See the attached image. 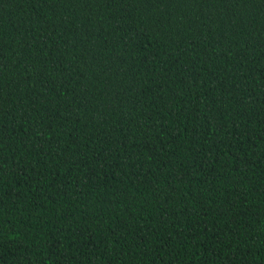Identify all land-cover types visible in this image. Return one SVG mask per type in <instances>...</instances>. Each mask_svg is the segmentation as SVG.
Returning <instances> with one entry per match:
<instances>
[{
  "label": "trees",
  "instance_id": "16d2710c",
  "mask_svg": "<svg viewBox=\"0 0 264 264\" xmlns=\"http://www.w3.org/2000/svg\"><path fill=\"white\" fill-rule=\"evenodd\" d=\"M0 264H264V0H0Z\"/></svg>",
  "mask_w": 264,
  "mask_h": 264
}]
</instances>
